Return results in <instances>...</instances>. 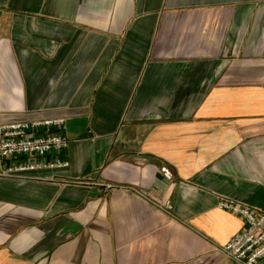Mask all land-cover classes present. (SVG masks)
Masks as SVG:
<instances>
[{"label":"crops","instance_id":"crops-1","mask_svg":"<svg viewBox=\"0 0 264 264\" xmlns=\"http://www.w3.org/2000/svg\"><path fill=\"white\" fill-rule=\"evenodd\" d=\"M49 118L69 165L0 161V264H238L219 201L264 208V0H0V124Z\"/></svg>","mask_w":264,"mask_h":264},{"label":"built area","instance_id":"built-area-1","mask_svg":"<svg viewBox=\"0 0 264 264\" xmlns=\"http://www.w3.org/2000/svg\"><path fill=\"white\" fill-rule=\"evenodd\" d=\"M64 129V118L0 124L1 173L22 176L37 169L68 166L69 162L59 156L69 144ZM164 176L172 179L167 170ZM219 207L244 221V228L221 247L224 256L238 264H257L264 257V208L226 197L220 199Z\"/></svg>","mask_w":264,"mask_h":264}]
</instances>
